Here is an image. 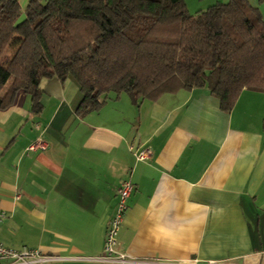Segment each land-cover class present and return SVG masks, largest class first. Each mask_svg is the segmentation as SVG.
<instances>
[{
    "label": "crops",
    "instance_id": "obj_1",
    "mask_svg": "<svg viewBox=\"0 0 264 264\" xmlns=\"http://www.w3.org/2000/svg\"><path fill=\"white\" fill-rule=\"evenodd\" d=\"M249 1L264 19V0ZM40 88L39 112L23 89L0 108V243L38 249L44 264H110L96 257L130 180L125 264H264L262 90L244 88L229 111L201 86L140 105L110 94L79 114L73 77Z\"/></svg>",
    "mask_w": 264,
    "mask_h": 264
},
{
    "label": "trees",
    "instance_id": "obj_2",
    "mask_svg": "<svg viewBox=\"0 0 264 264\" xmlns=\"http://www.w3.org/2000/svg\"><path fill=\"white\" fill-rule=\"evenodd\" d=\"M19 1L0 0V108L23 89L37 113L42 80L68 75L83 93L79 114L110 94L140 105L206 86L229 111L244 88L264 92V19L249 0L196 14L184 0Z\"/></svg>",
    "mask_w": 264,
    "mask_h": 264
},
{
    "label": "built area",
    "instance_id": "obj_3",
    "mask_svg": "<svg viewBox=\"0 0 264 264\" xmlns=\"http://www.w3.org/2000/svg\"><path fill=\"white\" fill-rule=\"evenodd\" d=\"M46 146L43 140H37L29 146L30 149L35 150L41 148V150ZM134 149V146H131ZM149 147H138L135 150V154L138 159L149 158L152 151ZM134 184L130 180H123L117 186L118 204L116 211L110 221L106 231V238L104 241L103 252L97 255L96 259L106 263L114 264H125L129 262L127 255L120 250L118 234L120 228H122L124 221V214L127 208V199L132 193ZM3 211H0V220L3 217ZM0 259H9L10 262L7 264H44L46 257L41 254L38 249L23 248V249H13L8 246H4L0 243Z\"/></svg>",
    "mask_w": 264,
    "mask_h": 264
},
{
    "label": "rangeland",
    "instance_id": "obj_4",
    "mask_svg": "<svg viewBox=\"0 0 264 264\" xmlns=\"http://www.w3.org/2000/svg\"><path fill=\"white\" fill-rule=\"evenodd\" d=\"M26 1H28V0H20L19 1L22 4V9H24V7L26 6V3H27ZM184 1L186 3V6H187L186 8H188L189 12L192 13V14H196V13L202 11V10L207 9L208 6H210L212 4H215V3H218V2H227L228 3L229 0H184ZM8 50L11 52V48H9ZM10 52L5 53V55L3 56L2 59H7L9 57V55H10L9 54ZM6 87H4L3 90H5ZM127 96H128L127 94H123V97H122L121 100L123 101V100L126 99V100L129 101V96L128 97ZM113 101H116V103H118L117 104L118 105L117 108H119V105H122V103L117 102V101H119L117 99L113 100Z\"/></svg>",
    "mask_w": 264,
    "mask_h": 264
}]
</instances>
